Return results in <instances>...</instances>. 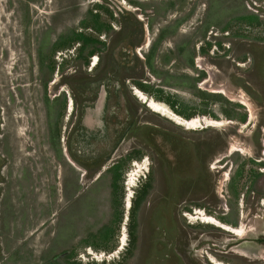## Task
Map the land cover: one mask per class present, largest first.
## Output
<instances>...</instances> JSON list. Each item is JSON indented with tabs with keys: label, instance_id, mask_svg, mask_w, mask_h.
<instances>
[{
	"label": "rangeland",
	"instance_id": "1",
	"mask_svg": "<svg viewBox=\"0 0 264 264\" xmlns=\"http://www.w3.org/2000/svg\"><path fill=\"white\" fill-rule=\"evenodd\" d=\"M117 1L130 11L137 9V4L130 1H136L150 13L141 15L148 30L135 52L142 48L137 54L145 62L155 47L153 65L157 73L145 66L143 72L134 73L141 77L140 82L162 88L165 93L160 95L171 97L176 107L157 102L181 118L176 111L194 113V118L200 120L205 117L222 121L224 126L209 127L202 121L199 127L187 129L153 112L128 93L130 116L135 127L144 129L140 130L141 134L138 132L139 137H127L118 154L136 149L143 154L147 167L140 163L134 167L136 159L123 163L117 173L121 175L118 188L114 190L115 173L108 172L112 163H103L95 173L85 177V172L77 170L66 158L52 164L54 154L48 147L46 111L55 118L57 108L64 105L62 100L55 104L48 98L50 103L46 108L38 50L43 45L47 53L61 36L66 43L77 31L94 35L77 24L84 19L92 20L88 14L94 3L92 0H0V130L7 136L2 150L11 162L10 199L2 202V216L6 217L2 219L5 225H1V263L210 264V256H213L226 264H264V248L258 249L257 256L252 248L255 245L252 241L261 240L264 232V197L259 199L257 194L254 201V194L247 190L253 176L249 155H231L228 150L236 136L242 144L251 145L246 136L252 132L253 123L246 128L235 124L226 126L229 119L213 98L207 97L210 100L205 103L207 106L200 104L201 92L214 95L213 89L224 87L230 94L246 93L252 98L249 101L253 108L248 112L235 101L223 109L239 117L247 115V121L254 117L252 111L259 119H264V0ZM104 7L100 25L110 23L112 32L107 37L104 30L99 37L94 35L100 40L105 37L110 45L102 51L101 68L89 72L82 60L80 63L70 60L64 65V89L71 97H76L78 104L88 105L86 97L82 96V87L110 68L111 53L122 38L116 30L125 27L108 17L110 8ZM55 12L56 17L52 18ZM246 16L254 17L260 24L247 22ZM136 20L129 15L130 29L133 23L137 32ZM47 22L54 25L50 30H46ZM170 25L173 29L177 26L172 32H176L175 35L154 46L159 31ZM202 73L205 75L198 80ZM207 80L209 84L205 83ZM49 89L52 91L51 87ZM54 93H58V89L50 95ZM65 96L68 99L67 94ZM206 109L218 118L203 116ZM67 119L65 111L66 142L74 123L73 117ZM222 156L225 157L220 161ZM240 164L243 176L236 184L234 178ZM137 165L143 166L141 171L146 168V172L136 177L131 205L127 207L125 184L133 177ZM81 168L84 170L83 166ZM98 171L102 176L96 181ZM224 172L229 173L226 182ZM127 173H130L128 180ZM258 183L264 187V174ZM144 186L149 189L135 215L134 223L138 227L137 241L133 245L131 214ZM232 191L240 194L238 201ZM4 203H10L9 209H4ZM225 203L228 212L222 210ZM11 210L14 214L10 215ZM223 212L227 213L224 216L227 220L237 221L238 227L245 226L244 237L199 219L205 213L219 220L224 218ZM108 238L111 239L106 242ZM96 244L102 248H96ZM91 251L107 258L102 261L99 256L94 260L89 254Z\"/></svg>",
	"mask_w": 264,
	"mask_h": 264
},
{
	"label": "flooded vegetation",
	"instance_id": "2",
	"mask_svg": "<svg viewBox=\"0 0 264 264\" xmlns=\"http://www.w3.org/2000/svg\"><path fill=\"white\" fill-rule=\"evenodd\" d=\"M130 2L132 4H137V9H131L132 11H130V9H127L125 5H123V3L117 0H92V3H94V8L88 14V17L92 20L84 19L81 23H77L83 27V30H90L94 35L98 37L100 33L99 29H102L106 33L105 35L107 37V35L112 32V26L110 25V23H108V25H103V23L100 25L99 20L102 19L101 17L103 15L101 10L104 11V9H106V7L104 6L106 5L109 6V8L111 9L110 10L107 8L109 10H107V12H109V15L107 14L108 17L110 16L111 19L118 20L120 25L122 24V26H125L120 27L116 30V32L121 33L122 38L119 40L118 44L114 46L115 49H113L114 51L111 53L113 57V62L112 64L111 62H108V67L110 68L104 71L101 77L99 76L95 80L87 81L84 87H82L84 88L82 90V96L86 97L85 101L88 102V105H85L83 103L78 104L76 97H71V95H69L70 93L65 91L64 84L62 83V80L64 78V65L67 61L70 60L79 63L82 60L83 66L88 67L89 72L98 71V69L101 68L102 64V51H106L107 46H110L108 45L106 38L104 37V40H100L94 35H88L86 33H83L82 31H77L74 33V36L70 38V40H66L68 41L66 43L64 42V37L61 36L60 41L59 39H57L47 53L43 51V45H41L38 50V55L40 58L39 69H41L43 73V80L41 82L46 91V108L47 106H49L50 103L48 98H52L51 100L55 104L60 103V101L62 100L64 105L62 108H57V117L55 118H52V116H50L51 114L48 112L49 110L46 111L48 121L47 124L49 127L47 138V141L49 142L48 147L54 154L52 164H58V160H60V162H63L66 158V160L77 170L85 172L83 177H85V175H92L93 173H95L94 171H96L100 166L103 165V163L107 162L112 163V167L108 170L109 173H115L114 171H112L113 169L119 167L118 169H116L118 171L122 167L123 163H126L131 159H136L135 163H133L134 167L138 163H140V165H143L145 163L143 161V154H140V151H137L136 149L132 151H125V153L121 155L118 154L119 148L121 147L123 142H125L127 137H139L137 136L138 132L141 134L140 130L144 129L139 126L135 127L136 125L133 121V118L130 116V112H132V110L129 108L127 97H129L128 93H131L133 94V97H136L135 88L140 90L136 83L140 82L141 77L139 78L135 76L136 73L134 72H136L137 70L143 72L144 66L147 67V59H144L145 62H143L138 56L142 48L139 50V52H137L138 54L135 52V49L141 44V42L143 41V37L146 35L145 30L147 28L145 29V27H147V25L144 23V19L141 17V15L144 16L145 14L150 13H148L147 10H144L139 3H136V1ZM112 5L116 8L112 9ZM57 12H55L54 15L52 13V18L56 17L55 14H57ZM136 12H140V14ZM43 13L47 15L46 12ZM114 13L116 15H114ZM131 14L138 20V22L136 20V24L138 26L137 32L134 29L133 23L131 24L132 27L130 29L129 15ZM119 19H122V21H120ZM47 23L48 27L46 28V30H50L51 28H53L54 25L52 23ZM148 24L150 25L149 22ZM172 26L173 25H170L168 27H165L163 30L159 31V34L157 35L158 37L156 39V44H154V46H157V43H160L168 36H171L173 30L178 25L174 29ZM93 29H95V31ZM175 33L176 32H174V34L172 35H175ZM67 53H69L70 55L68 56ZM44 61H47V64H43ZM43 68H45L46 70H43ZM61 72V79H59L58 77ZM52 77L55 78L52 79ZM49 87L52 88V91H49ZM57 89L58 93H54V95L51 96L50 93H53L54 90ZM65 94H67L68 99H66ZM215 96H217V101L214 102L222 106V108H220L219 110L221 111V113L224 114L226 118L229 119L227 120V122H225L226 126L235 124L236 126L241 125L246 128L247 126L253 123L252 132L246 136L250 138L251 145L246 146L242 144L241 140L236 136L233 139V143L229 144L228 150L229 154L231 155L236 153L242 156H245L247 154L249 155L250 166H252L250 172L253 174V176L252 182H250V185L247 187V190L250 192V194H254V201L256 200L257 194L260 195L259 199H261V197H264V187L260 185V183H258V180L259 177L263 176L264 174V119H259L257 114L254 118L250 117V119L247 121V115L239 117L233 113H229L223 108L226 104L233 105L232 102L235 101H231L224 94L218 93ZM248 99L251 100L252 98L249 97ZM238 103L239 106L247 108L242 103ZM207 105L208 104H205V106ZM65 111L68 114V121L71 120V117H73L74 119V123L68 133V142H66V140L64 139ZM247 111L250 112L249 108H247ZM207 115H211V117L213 118H218L215 113L207 112L206 109V115L203 116ZM233 120H235V122ZM237 131L238 134H240V130ZM6 137L7 136L5 135V133L2 134L1 129L0 238L2 236L1 225H5V222L3 220L6 217L2 216V202H8V200L10 199L9 194L11 183V171L9 168V166H11V162L9 161L10 158L4 153V150H2V144L4 143ZM233 145L237 146V149L234 150V152L232 150ZM85 157L86 160H84ZM224 157L225 156H222L220 161H222ZM86 161H89L90 164H88ZM82 166L84 167V170H82ZM138 167L139 165L136 166V170L138 169ZM145 167H147V163L145 164ZM222 168H225V166H223ZM237 168V175L234 178V180H237V182L234 181L236 184L239 182V179H241L243 176V165L240 164ZM101 169L106 170L105 168ZM101 169L99 171H101ZM130 173L125 174L127 180L128 175ZM134 173L132 174L133 176ZM101 176L102 173L99 172L96 175L95 180H99ZM120 176H118L117 180H119ZM116 177L117 176L115 175V178ZM139 177H141L140 174ZM223 177L224 182L228 181L229 173L224 172ZM127 184L128 182L126 181L125 185L127 186ZM260 189L263 190L260 191ZM126 195L127 196L125 201L127 202L128 193ZM234 198L236 199V201H238L239 199V197L237 198V196H235ZM9 205L10 203L5 204L4 207L6 208L4 209H9ZM222 210L228 212L226 203L225 205H223ZM9 214H14V211L11 210ZM226 214L227 213L223 212L222 217H224ZM10 225L11 224L9 223V226ZM261 236V240H258L256 242L252 241V243L257 246H262L264 248V232L261 234ZM1 249L2 247L0 244V256ZM208 249L210 248H207V250ZM207 254L208 252L206 251V255ZM227 262L230 263L231 261L228 260ZM0 264H2L1 261Z\"/></svg>",
	"mask_w": 264,
	"mask_h": 264
},
{
	"label": "bare ground",
	"instance_id": "3",
	"mask_svg": "<svg viewBox=\"0 0 264 264\" xmlns=\"http://www.w3.org/2000/svg\"><path fill=\"white\" fill-rule=\"evenodd\" d=\"M205 83L209 84V81L207 80ZM213 92L224 94L230 100L242 103L244 106L249 108L250 111L253 108L252 107V103L249 101L247 96L244 95V94L239 95V96L238 95H234V94H230L229 92L226 91V88H224V87H222L220 89L219 88L218 89L217 88L213 89ZM135 95H136V97L138 99H140V101L142 103H145L149 107V109H151L153 112L159 113L160 115L169 118L170 120L174 121L176 124L181 125V126L187 128V129H193V128L199 127L202 124L201 123L202 121H203V123H206L207 126H209V127H223L224 126L222 121L209 120L208 118H205V117L203 118V120H200L201 118L200 119L193 118L191 120H185V119L179 117L178 115H176L175 113L171 112L165 105H163V104L155 101L154 99L148 97L145 93H143L141 90H139L137 88H135ZM251 116L255 117V113L253 111H252V115ZM254 117H252V118H254ZM236 147H237L236 145L232 146L233 152H234V150L237 149ZM139 168H140V170L138 171L139 173L135 171V175L133 177L131 176V179H130V181L127 184V193H128V198H127L128 199V201H127L128 204H127V207H129L131 198L133 196L132 192H133V188L135 187L136 177L140 173L146 172V170H145L146 168L143 171H141L143 169V166H140ZM199 219L202 220V222H204V223L212 224V225H214L216 227H219V228H221V229H223L225 231H228L229 233H232L233 235H235L237 237H244V234L246 233L244 225H241L238 228L231 227L229 225H226V224L222 223L217 218H215L213 216H209V215H207L205 213H202L201 217ZM210 259H211L213 264H226L224 262H221V261L217 260L213 256H210Z\"/></svg>",
	"mask_w": 264,
	"mask_h": 264
},
{
	"label": "trees",
	"instance_id": "4",
	"mask_svg": "<svg viewBox=\"0 0 264 264\" xmlns=\"http://www.w3.org/2000/svg\"><path fill=\"white\" fill-rule=\"evenodd\" d=\"M244 20H246L247 22H249V23H253V22H256V23H253L254 25H259L260 24V22L257 20V19H254V17H251V16H246V17H244ZM99 31L101 32L102 31V29H99ZM154 55H155V47L153 48V50L151 51V53L147 56V61H146V65H147V67L150 69V71L152 72V73H157V71H155V69H154V65H153V58H154ZM194 62L192 61V64H193ZM203 75H205L204 73H202V75H200L199 77H198V80H201V78L203 77ZM195 83H197L198 82V80L197 79H192ZM137 84V86L140 88V90L141 91H143V92H145L146 94H148L150 97H154L156 100H158V101H160V102H165V103H167L171 108H173V109H175V105H176V102L175 101H172L171 100V97H168V98H164L163 97V95H160V94H163V93H165L164 92V90L162 89V88H160V87H157V88H153V87H150L149 85H147V84H144V83H141V82H137L136 83ZM194 84V83H193ZM194 87H195V85H193ZM206 94V95H205ZM201 97V102H200V104L201 105H204L206 102H209L210 100L207 98V97H211V98H213V101H217V96H215V95H212V94H208V93H204V92H201V95H200ZM203 96V97H202ZM213 101H211V102H213ZM176 113L177 114H179L180 116H182L183 118H185V119H187V120H191V119H193L195 116H194V113H188V112H181V111H176ZM202 115H206V112H204ZM119 167H116L115 169H113L112 171H114L115 172V175L118 173V171L116 170V169H118ZM118 176H120V175H118L117 174V177L116 178H114V181H113V183H112V187L114 188V190L115 189H117L118 188ZM148 186L146 187V186H144L143 187V191H142V193H141V195H140V197L138 198V201H137V199H136V203H135V205H134V207H133V211H132V220H133V224H131V229H130V237H131V241L133 242V245H135V242L137 241V225H136V222L134 223V220H135V215H136V212L138 211V209L140 208V202H141V200L143 199V198H145L146 196H147V194H148ZM117 192V191H116ZM232 193H233V195H234V197L235 196H237V198L239 197V193L238 192H236V191H232ZM137 197H138V195H137ZM219 220L222 222V223H225V224H227V225H231V226H233V227H238L237 226V221L235 222H233V221H229V220H227L226 218H219ZM114 233V231L112 232V234ZM113 237V236H112ZM111 237V238H112ZM111 238H108L107 240H105L106 242H108ZM96 248H102L101 246H98V244H96V245H94ZM106 248V247H105ZM69 264V263H68ZM252 264H254V263H252Z\"/></svg>",
	"mask_w": 264,
	"mask_h": 264
},
{
	"label": "built area",
	"instance_id": "5",
	"mask_svg": "<svg viewBox=\"0 0 264 264\" xmlns=\"http://www.w3.org/2000/svg\"><path fill=\"white\" fill-rule=\"evenodd\" d=\"M93 258H94V260H97L98 259V257L100 256V258H102V259H100V260H104L103 258L106 256V255H104V254H99V255H97V254H95L94 252H90L89 253ZM102 256V257H101ZM105 258H107V257H105Z\"/></svg>",
	"mask_w": 264,
	"mask_h": 264
},
{
	"label": "water",
	"instance_id": "6",
	"mask_svg": "<svg viewBox=\"0 0 264 264\" xmlns=\"http://www.w3.org/2000/svg\"><path fill=\"white\" fill-rule=\"evenodd\" d=\"M261 247L262 246H257V245H253L252 246V248H254L256 250V252H254L256 254L255 256L258 255V252H259L258 249L261 248ZM241 256L244 257V258L250 259L249 257L243 256V255H241ZM255 259L261 260L260 258H255Z\"/></svg>",
	"mask_w": 264,
	"mask_h": 264
},
{
	"label": "crops",
	"instance_id": "7",
	"mask_svg": "<svg viewBox=\"0 0 264 264\" xmlns=\"http://www.w3.org/2000/svg\"><path fill=\"white\" fill-rule=\"evenodd\" d=\"M143 93H145V92H143ZM146 94V93H145ZM148 97H150L148 94H146ZM151 98H153L154 100H156L154 97H151ZM156 101H158V100H156ZM160 102V101H159Z\"/></svg>",
	"mask_w": 264,
	"mask_h": 264
}]
</instances>
